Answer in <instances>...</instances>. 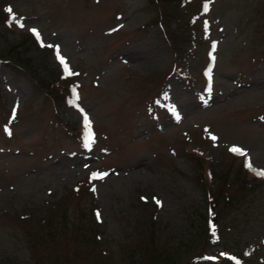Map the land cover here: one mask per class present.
<instances>
[{
  "label": "rangeland",
  "instance_id": "374dc122",
  "mask_svg": "<svg viewBox=\"0 0 264 264\" xmlns=\"http://www.w3.org/2000/svg\"><path fill=\"white\" fill-rule=\"evenodd\" d=\"M0 13V51L17 45L47 78L0 58V264H264V0ZM54 74L66 101L49 96Z\"/></svg>",
  "mask_w": 264,
  "mask_h": 264
},
{
  "label": "trees",
  "instance_id": "16d2710c",
  "mask_svg": "<svg viewBox=\"0 0 264 264\" xmlns=\"http://www.w3.org/2000/svg\"><path fill=\"white\" fill-rule=\"evenodd\" d=\"M172 15H175V13H172ZM1 17V13H0ZM35 42V41H34ZM178 50V49H176ZM0 58L4 59L7 62L12 63L13 65L23 69L27 73H29L36 81H38L40 84L44 82L47 78L45 74L41 70L33 69L31 65V60L26 57V55L23 53V51L18 50V46H12L9 50L0 51ZM48 75V74H47ZM66 80H63V78L60 75H52L51 78L48 80L47 84L49 89V96L52 97L53 100L59 101L60 98L63 96L66 91H68V86L65 84ZM43 87L44 85L41 84ZM46 87V86H45ZM55 96H58L55 97ZM218 197H215V201L217 202ZM216 220V218H215Z\"/></svg>",
  "mask_w": 264,
  "mask_h": 264
},
{
  "label": "snow or ice",
  "instance_id": "6c2138e0",
  "mask_svg": "<svg viewBox=\"0 0 264 264\" xmlns=\"http://www.w3.org/2000/svg\"><path fill=\"white\" fill-rule=\"evenodd\" d=\"M205 10H207V6H205ZM7 11L9 13H12V9L10 7L7 9ZM11 20H12V22L17 23L18 26L21 27V28H24L25 27L24 23L21 22L20 20H18L15 15H12ZM31 31L36 36V38L39 40L40 39L39 32L36 29H32ZM49 47H51V46H49ZM56 55H57V58H58L59 62L61 63V65H63L66 75H69V76H71V75H78V73H74V72H72L70 70L69 65H68L66 59L63 56L60 55L58 48L56 50ZM213 59H214V57H213ZM85 122H86L87 126L90 128L91 125H90V122L88 121L87 116H85ZM216 139L217 138L215 136L212 137V140L213 141H215ZM91 142H92V138H91V134H90L89 135V140H88L89 146L91 145ZM230 151H232L233 153H235L237 155H240V156H245V157L247 156L246 151L243 150V149H241V148H239V147H233V148L230 149ZM246 166L248 168L252 169V165H251V162L250 161H249V163ZM106 175H107V173H103V174H101V173H94L93 176H92V179H103ZM257 175L264 176V171H258L257 172ZM92 190L95 191V188H93ZM156 203L158 205H160L161 202L159 200H157ZM99 217H100V213L97 212V218L99 219ZM211 229H212L213 235H215V225L214 224L211 225Z\"/></svg>",
  "mask_w": 264,
  "mask_h": 264
}]
</instances>
